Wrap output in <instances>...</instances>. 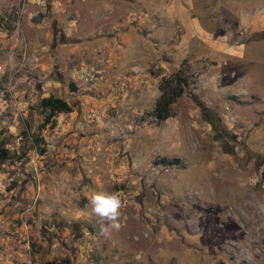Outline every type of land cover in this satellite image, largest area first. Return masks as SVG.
Instances as JSON below:
<instances>
[{"label": "rangeland", "instance_id": "obj_1", "mask_svg": "<svg viewBox=\"0 0 264 264\" xmlns=\"http://www.w3.org/2000/svg\"><path fill=\"white\" fill-rule=\"evenodd\" d=\"M216 1L0 0V264H264V31ZM48 97L70 111L42 125ZM98 192L120 195L119 232Z\"/></svg>", "mask_w": 264, "mask_h": 264}, {"label": "trees", "instance_id": "obj_2", "mask_svg": "<svg viewBox=\"0 0 264 264\" xmlns=\"http://www.w3.org/2000/svg\"><path fill=\"white\" fill-rule=\"evenodd\" d=\"M187 86L188 82L186 77L179 74L178 72L170 78L162 80L159 86L160 95L157 98L152 111V116L154 117L156 124H159L172 117L171 107L179 98L183 96ZM40 106L45 111H48L45 122L42 125L49 123L51 117H54L56 113L70 111V106L68 103L60 98L48 97L42 99ZM206 121L212 126L214 131L221 130L217 118L209 116L206 118ZM6 157L7 151L0 148V164L5 161Z\"/></svg>", "mask_w": 264, "mask_h": 264}, {"label": "crops", "instance_id": "obj_3", "mask_svg": "<svg viewBox=\"0 0 264 264\" xmlns=\"http://www.w3.org/2000/svg\"><path fill=\"white\" fill-rule=\"evenodd\" d=\"M261 3L258 6H251L253 4H255V0H243L241 2L236 1L235 2V6L233 4L230 3V0H217L216 1V6L224 8L225 6H223L224 3H226L227 5V9H223L226 10L229 14L234 15V17L236 16L237 18V25L238 28L241 29H245L246 31H249L250 34L255 33L257 31H264V0H260ZM239 4H246L245 6L247 7V10L241 11L239 9ZM251 7H250V6ZM215 7H213L214 9H216ZM194 24L197 27V33L195 37L201 38L203 41L209 38L210 34L205 31L200 23L198 19L193 20ZM215 44V43H214ZM217 49H219L217 47ZM219 51H221V53H223L224 55H228L229 58H232V55H236V59H242L245 60V55H244V51H245V45H241V48H239L238 50H235V48H222L221 50L219 49ZM250 63L248 64V68ZM246 76V73H243L242 77Z\"/></svg>", "mask_w": 264, "mask_h": 264}, {"label": "clouds", "instance_id": "obj_4", "mask_svg": "<svg viewBox=\"0 0 264 264\" xmlns=\"http://www.w3.org/2000/svg\"><path fill=\"white\" fill-rule=\"evenodd\" d=\"M92 213L99 218L101 234H106L109 229L119 232L123 227L121 223L122 209L125 207L117 193L98 192L91 196L89 201ZM264 213V203L259 205ZM105 225H107L105 227Z\"/></svg>", "mask_w": 264, "mask_h": 264}, {"label": "bare ground", "instance_id": "obj_5", "mask_svg": "<svg viewBox=\"0 0 264 264\" xmlns=\"http://www.w3.org/2000/svg\"><path fill=\"white\" fill-rule=\"evenodd\" d=\"M246 206H247V204H246ZM249 206V205H248ZM250 208V207H249Z\"/></svg>", "mask_w": 264, "mask_h": 264}]
</instances>
